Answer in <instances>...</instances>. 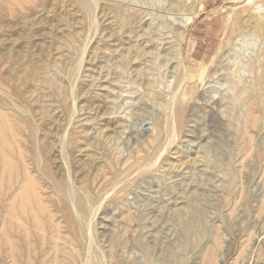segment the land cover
<instances>
[{
  "label": "rangeland",
  "instance_id": "rangeland-1",
  "mask_svg": "<svg viewBox=\"0 0 264 264\" xmlns=\"http://www.w3.org/2000/svg\"><path fill=\"white\" fill-rule=\"evenodd\" d=\"M238 3L0 0V112L20 169L3 175L0 153V264H164L155 239L176 252L165 264H203L217 240L216 264H264V39L231 60L246 64L231 81L211 64L236 16L247 32L264 15ZM244 85L236 120L224 105ZM256 93L259 121L242 134ZM25 169L45 227L13 219L16 259L3 220ZM197 202L205 224L184 242Z\"/></svg>",
  "mask_w": 264,
  "mask_h": 264
},
{
  "label": "bare ground",
  "instance_id": "bare-ground-1",
  "mask_svg": "<svg viewBox=\"0 0 264 264\" xmlns=\"http://www.w3.org/2000/svg\"><path fill=\"white\" fill-rule=\"evenodd\" d=\"M175 1H177L181 5H183V2H184V0H175ZM263 2H264V0H239V3L235 7H233L231 10H233V11L241 10L240 13L241 12L244 13L249 7H252V6L255 7L256 9H260L261 3H263ZM236 15H239V14H236ZM233 27H234V30L238 31L235 39L233 41L227 40V41L223 42L219 46L216 54L214 55V57L212 59V63H211L213 72L215 70L217 72V70H219V69H220V71L224 70L223 72H226L227 76H225V77H227L226 78L227 80L225 79V81H228V80L231 81V78L237 77L238 75L241 76V74H242L241 71L243 69H246V64L243 62V59H239V62H235V61H233L234 63H230V62L233 58L235 60L238 59V57L241 55V53H244L246 49H248V48H250V46L254 45L252 43V40H251L252 37L260 35L264 39V15H261L260 17H256V18L251 17V18L247 19L246 28H249V31H247V32L241 31L242 24L240 22L239 16H236L235 19H233ZM166 46H168V45H166ZM177 48H178L177 46H175L174 44L171 43V44H169V47L166 49H168L167 52H171V54H169V55L173 56V54L174 55L177 54L176 53ZM135 50H136V48H135ZM261 52H262L260 55L261 59H258L260 73H258L257 76H255L256 77L255 78L256 81L254 83L255 85L253 84L258 93L264 91V47H263V50ZM168 59L170 60V58H168ZM255 66H256L255 64H251L249 66V68H255ZM212 70H211V72H212ZM216 72H214V73H216ZM235 75H237V76H235ZM246 90H247V86H245V85L241 86L239 88V91L237 92V93H239L238 95H240L238 97V99L236 101H233V103L227 102V104L224 105L225 112L228 113L227 115H234L236 120H239L238 119L239 115L235 114V113H238L237 112V110L239 108L238 103L240 101L241 95L244 93L246 94ZM224 95H226V94H224ZM258 95L256 93L257 97H258ZM226 96H227V98H229V100L233 98L231 95L230 96L226 95ZM254 98H256V97H252L251 98L252 100H250V98H249V100L246 101L247 102V106H246L247 111H246V119L244 120L243 126H242L243 127L242 128L243 129L242 134L248 135L249 131L250 130L252 131V128L254 129V127L257 126V122L259 121L258 120L259 111L262 108L261 104H263V103H261V100L259 99V97H258V99L257 98L254 99ZM230 118H231V116H230ZM262 125L264 126V124H262ZM262 125H261V127H262ZM6 126H8L10 129L8 132H6V129H5ZM13 132L15 133L13 123L10 120H8L4 114H2L0 112V153H1L2 163H3L2 164L3 165L2 174L7 175L10 180L12 178H14V180L16 178H18L19 177L18 176L19 171H20V169L17 165L18 163H16L15 160H13L8 155L9 151L7 150V148L11 147L12 143H11L10 138L12 136L14 137ZM251 148L252 147H249L250 150H251ZM250 150H249V152H250ZM262 158L264 161V147H263V152H262ZM262 171H263V177H264V165H263ZM234 174H235V172H234ZM24 177H25V181L22 183V186L18 190H15L12 192L13 194L10 197V199L12 201L10 204L7 205V212L5 213L6 214L5 219L3 220L4 229L6 230L5 243H7V245L9 246L12 254L14 256H16V259H17V255L19 256L20 248L15 244V240L13 237V233H14L15 228H16V225H15L13 219H15V220L19 219L21 221L22 220L24 221V219H30L32 221H36L38 223L39 228L42 229L45 227V224L40 222L37 219L36 214H35L36 205H40L42 203L38 202L37 196L35 194V183L31 179V176H29L27 169L24 170ZM196 205H197V207L196 206L195 207L189 206V209L191 208V217L189 220V225L193 228L199 227L201 224H205V223H202V221H201V218L203 219L202 204L200 202H197ZM40 206L42 207V205H40ZM181 211H179V213H181ZM41 212H42V210H41ZM55 228L56 227H51V230H54V233L58 232L57 230L55 231ZM41 231H43V229ZM198 233H201V232L199 231ZM42 234H43V232H42ZM216 239H218V238H216ZM1 241H2V239L0 238V244H1ZM214 244L215 245H213V247L209 248L206 251V253H204L205 256H204L203 264H216V259H217L218 250H219L218 245H220V244H219L218 240ZM59 250L61 251V249H59ZM160 250H162L161 257H160L161 263L164 262V264H165V263H167L168 260L173 258V256L168 257L169 248H167V246L160 248ZM21 251H22V249H21ZM173 255L175 258L176 254L174 253ZM54 259H53V261H54ZM70 260L71 259H69V257L65 256V260H63L62 262H63V264H70L71 263ZM55 263L59 264L60 262L58 259H55Z\"/></svg>",
  "mask_w": 264,
  "mask_h": 264
},
{
  "label": "water",
  "instance_id": "water-1",
  "mask_svg": "<svg viewBox=\"0 0 264 264\" xmlns=\"http://www.w3.org/2000/svg\"><path fill=\"white\" fill-rule=\"evenodd\" d=\"M193 207V206H191ZM203 214V213H202ZM189 218L184 221L183 223V227H184V234H183V240L184 242L188 241L191 237V235L195 232V229L192 228L190 225H189V220H190V217H191V208L189 209ZM201 221L202 223H204V217L203 219L201 218ZM198 229V228H197ZM202 230V229H201ZM154 248L157 249L159 252H160V255H159V258L161 257V253H162V250H160V248L163 246L162 245V242L161 240H157L155 239L154 240ZM167 248H169V251H168V257H172L174 256L173 254L176 253L175 250L172 248V246H167ZM167 257V258H168Z\"/></svg>",
  "mask_w": 264,
  "mask_h": 264
}]
</instances>
